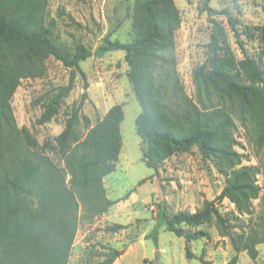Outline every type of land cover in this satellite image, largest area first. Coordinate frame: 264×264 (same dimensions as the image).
Here are the masks:
<instances>
[{"label": "trees", "instance_id": "1", "mask_svg": "<svg viewBox=\"0 0 264 264\" xmlns=\"http://www.w3.org/2000/svg\"><path fill=\"white\" fill-rule=\"evenodd\" d=\"M48 4L49 0H0V264H68L80 210L83 218L91 219L130 195L110 200L103 183L115 172L122 149V105L112 106L81 139L75 126L87 98L83 94L54 143L43 146L64 160V169L43 152L32 151L37 142L15 123L10 101L20 80L41 76L44 61L50 57L71 74L68 84L57 88L48 100L40 124L57 115L74 88L76 74L87 89L80 63L92 54L76 38L70 43L60 40ZM208 11L227 15L237 34L227 12ZM212 23L206 60L192 76L196 104L185 95L175 70L173 39L180 15L174 0H134L133 39L127 43L106 40L101 50L124 52L127 77L141 109L135 133L143 146L142 162L157 173L170 155L196 146L225 175V187L214 201L204 203L194 213L184 210L171 218L161 211V225L190 243L208 237L203 230L191 229L214 217L220 235L230 239L233 250L245 252L254 261L256 247L264 244V210L253 223L234 232L237 226L232 221L238 218L224 217L216 205L226 199L239 216H249L252 201L261 192L255 178L258 170L219 165L220 158L231 163L238 157L230 146L235 125L230 112L211 106V98L228 101L242 117L249 118L256 130V144L264 147V85L257 64L249 58L237 63L224 28L215 20ZM85 121L88 127V119ZM219 140L227 144L218 146ZM123 228L116 225L113 230ZM153 240L157 244L156 235ZM120 255L111 250L101 264H112ZM236 261L233 257L230 264Z\"/></svg>", "mask_w": 264, "mask_h": 264}, {"label": "rangeland", "instance_id": "2", "mask_svg": "<svg viewBox=\"0 0 264 264\" xmlns=\"http://www.w3.org/2000/svg\"><path fill=\"white\" fill-rule=\"evenodd\" d=\"M174 4L180 15V25L173 39L175 70L185 95L193 103L196 104L197 99L193 71L206 60L213 20L224 28L236 62L245 58L253 60L262 76L261 85H264V0H174ZM133 5L134 0H49L48 12L55 20L60 40L70 43L76 38L92 54L80 63L87 89H84L82 77L76 74L74 88L60 105L57 115L50 122L40 124L38 121L48 100L57 88L68 84L71 74L50 57L44 61L41 76L20 80L10 101L18 129H27L37 142L31 150L43 152L62 169L65 168L64 160L43 146L45 142L54 143L83 94L86 93L87 98L75 126L81 139L112 106L122 105V149L115 172L106 176L103 183L107 197L112 200L130 195L106 213L91 219L83 218V210H80L68 264H101L111 250L121 252L112 264H230L233 257L237 258L236 264H264V244L256 247L258 255L254 261L245 252L236 253L230 239L220 235L214 217L191 229L203 230L208 237L190 243L161 225V211L171 218L184 210L194 213L201 210L204 203L214 201L225 187V175L214 160L205 158L196 146L170 155L160 164L157 173L142 162L143 146L135 133V119L141 109L127 77L124 52L101 50L106 40L127 43L133 39ZM209 9L227 12L235 23L237 34L227 15H213ZM211 106L230 112L235 125L231 130L233 142L230 146L238 157L231 163L220 158L219 165L258 170L255 178L261 192L259 198L252 201L249 216H239L234 205L226 199L216 205L224 217L238 218L232 221L237 226L233 231L238 232L239 226L253 223L264 210V147L256 144L254 124L242 117L228 101L212 96ZM217 144L227 143L219 140ZM116 225L124 228L113 230ZM155 235L157 244L153 240Z\"/></svg>", "mask_w": 264, "mask_h": 264}, {"label": "crops", "instance_id": "3", "mask_svg": "<svg viewBox=\"0 0 264 264\" xmlns=\"http://www.w3.org/2000/svg\"><path fill=\"white\" fill-rule=\"evenodd\" d=\"M109 198V197H108ZM110 199V198H109ZM110 200H112V199H110Z\"/></svg>", "mask_w": 264, "mask_h": 264}]
</instances>
